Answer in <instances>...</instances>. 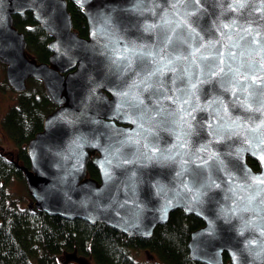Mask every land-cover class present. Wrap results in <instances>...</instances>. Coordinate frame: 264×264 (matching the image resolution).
<instances>
[{"label": "water", "instance_id": "95a60500", "mask_svg": "<svg viewBox=\"0 0 264 264\" xmlns=\"http://www.w3.org/2000/svg\"><path fill=\"white\" fill-rule=\"evenodd\" d=\"M71 2L86 37L68 0H0L8 85L40 81L57 107L17 164L29 207L134 238L183 210L204 223L191 259L264 264V0ZM26 13L51 37L48 62L14 26Z\"/></svg>", "mask_w": 264, "mask_h": 264}, {"label": "trees", "instance_id": "16d2710c", "mask_svg": "<svg viewBox=\"0 0 264 264\" xmlns=\"http://www.w3.org/2000/svg\"><path fill=\"white\" fill-rule=\"evenodd\" d=\"M75 32L87 36L88 25L82 10L68 0ZM14 26L25 35L27 53L38 62H48L51 37L44 33L31 13L14 17ZM6 79V78H5ZM17 97L1 121V129L13 141L7 150L0 145V264H203L189 257L191 234L204 224L183 210L171 213L168 222L156 226L151 237H129L112 227L66 219L38 211L32 198L13 194L11 187L24 184L22 169L30 168L26 146L43 131L44 121L57 107L46 96L42 83L30 79L28 89L16 93L7 80L0 89ZM7 150V151H5ZM254 170L259 164L248 159ZM89 178L99 179L95 166L88 167ZM226 264L229 259L225 255Z\"/></svg>", "mask_w": 264, "mask_h": 264}, {"label": "rangeland", "instance_id": "374dc122", "mask_svg": "<svg viewBox=\"0 0 264 264\" xmlns=\"http://www.w3.org/2000/svg\"><path fill=\"white\" fill-rule=\"evenodd\" d=\"M5 67L3 64L0 63V80L2 81L3 79L6 80L5 77ZM17 95L13 94V92H11L10 90L8 91H2V86L0 89V124L1 121L3 119V117L5 116V112L6 110L15 103ZM0 145L3 146L4 148H6L7 150H10L11 146H13V141L10 140L7 136H6V132L1 129L0 126ZM5 150V151H7ZM11 191L13 194L16 195H20L23 196L25 199V201L28 202L29 200V193L27 192V187L26 184L22 183V182H15L13 183L12 187H11Z\"/></svg>", "mask_w": 264, "mask_h": 264}]
</instances>
